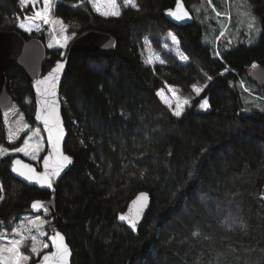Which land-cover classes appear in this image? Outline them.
<instances>
[{"label": "trees", "instance_id": "trees-1", "mask_svg": "<svg viewBox=\"0 0 264 264\" xmlns=\"http://www.w3.org/2000/svg\"><path fill=\"white\" fill-rule=\"evenodd\" d=\"M177 1L136 0L138 10L121 3L118 18L98 14L89 0H59L53 10L71 35L96 30L118 41L110 55L67 50L65 56V151L75 165L59 184L60 220L54 223L72 248V264H264V89L248 78L253 63L264 66V0H245L259 21L260 37L253 45L244 38L230 51L223 50L217 25L223 18L217 15L234 0H183L195 17L186 27L166 18ZM202 2L209 11L198 14ZM33 14L21 0H0V30L47 44L46 32L31 37L18 27ZM170 32L187 64L165 52ZM146 40L161 52L163 64L144 62ZM62 53L48 50L44 73ZM7 79L9 93L32 122L36 105L29 79L14 66ZM194 85L204 88L199 97ZM245 85L262 102L249 106ZM166 86L191 101L179 118L157 95ZM204 98L207 110L199 108ZM21 144L6 142L0 114V147ZM12 160L0 158V225L30 213L35 200L51 197L15 179ZM142 192L152 204L135 235L119 216Z\"/></svg>", "mask_w": 264, "mask_h": 264}, {"label": "water", "instance_id": "water-1", "mask_svg": "<svg viewBox=\"0 0 264 264\" xmlns=\"http://www.w3.org/2000/svg\"><path fill=\"white\" fill-rule=\"evenodd\" d=\"M170 10L177 12L180 15H183L185 12L189 14L188 18L177 21L174 17L168 14V10L166 12V18L173 25L178 27H186L195 23V17L193 13L187 7L183 0H178L176 6ZM117 47L118 41L110 34L102 33L96 30H90L75 38L68 49V55H110L116 51ZM48 50L49 49L47 48V44L39 38L35 37L26 39L19 31L0 30V114L2 116L5 140L8 144L23 143L24 140L31 134V132H33L36 127L42 130L47 143V152L41 160L40 166L38 167L36 164L27 161L23 157L17 156L12 160L11 174L15 179H17L24 185L39 189L40 191H46L51 194L50 199H39L34 201H40L44 203L49 209L47 213L33 210L32 207H30L31 213L42 215L47 219L60 220V217L57 213L59 184L75 165V158L67 154L65 151L66 142L68 139V131L65 126V120L63 116L62 100V85L67 72L69 58H61L47 73H44L43 70L47 61ZM60 63L64 64V68L58 74L55 84L51 85V75L55 73L56 66ZM11 66L19 68L29 79L35 97L36 105L35 115L32 122L27 118V115L22 106L14 100L13 96L8 91L7 70ZM248 78L256 86L264 89V66L259 64L258 62L253 63L248 74ZM42 81L46 82L42 83ZM53 88L56 93L55 96H52L51 94ZM53 100L56 101L55 117L59 120V127L63 131V138L60 143V152L63 155L70 156L72 158V163L64 169L60 177L54 178L56 181L53 185L54 191L49 190L46 187H42L35 182H29L12 171L14 167H18L21 170L25 171L26 175L31 174L29 169H25L23 167L25 164H27L31 165V169H33L35 173L43 174L46 171L43 168V160L48 156L52 157L49 161L50 167L56 166L57 159L47 139L49 134L47 131V127L43 123V117L47 115L49 106L51 105ZM38 115L41 116L40 120L36 119ZM53 134H55V131ZM17 159L21 161L20 165L15 164V161ZM141 201H143L147 205V207L142 213V217L137 225V230L131 229L127 221L119 220L121 225L126 226L127 229L135 235H138L150 212L152 202L149 194L147 192L140 193L130 203L127 210L121 214L129 217L134 216ZM48 232L51 248L49 251L44 253L35 264H47V262L43 260V256L56 251L50 240V237L55 235L56 233H60L61 235H63L64 243L67 245L70 253L68 257V264H72V248L69 245L66 236L59 230L57 224L53 223L52 225H50L48 228Z\"/></svg>", "mask_w": 264, "mask_h": 264}, {"label": "rangeland", "instance_id": "rangeland-1", "mask_svg": "<svg viewBox=\"0 0 264 264\" xmlns=\"http://www.w3.org/2000/svg\"><path fill=\"white\" fill-rule=\"evenodd\" d=\"M94 9L96 6H99L101 9V12L107 10V0H89ZM136 3V0H134ZM59 3V0H52L51 4V12H50V20L52 21V24H45L43 23L40 18L35 16V11L41 10L44 8L43 0H39V2L36 4L35 9L33 8L34 14L32 16H29L22 20L21 22H24L26 24H31L33 25V30L31 32L25 31L24 29H19L28 34L29 36L33 37L35 34H38L40 32H46L48 36V42H47V48L49 50H55V49H61L57 45V40H60L63 38L64 35H68L71 37L69 40L67 46L63 48V53L61 58H65L66 52L75 40L76 36H72L69 33L68 27L66 28V31L62 32L61 28L65 24L58 18L54 17L53 10ZM118 7L121 10V3L124 4L123 0H117ZM22 4V3H21ZM23 6H32L31 4H22ZM125 5V4H124ZM126 6V5H125ZM130 7V6H127ZM193 9V8H192ZM201 9L209 11V8L205 2H202V4H199V7L197 9L198 14L201 13ZM192 12V11H191ZM100 14L99 12H97ZM195 13V12H194ZM101 15V14H100ZM203 15V14H202ZM103 16V15H102ZM218 17L223 18L222 20H219L217 25L222 29L223 31V39H222V44H223V50L230 51L233 47H237L242 41H245L244 38L247 39V43L250 45H253L254 42L260 37L261 33V28L258 19L256 16H254V13L252 11V8L250 5L245 0H234L231 4V6L228 7L227 12H218ZM105 17V16H104ZM233 19L235 21L231 22ZM236 23L234 27H232V23ZM35 25L40 26V30L37 31L35 30ZM53 27L55 28V31H53ZM236 30H235V29ZM235 30V31H234ZM242 32V34H241ZM235 36V40L240 39L241 36V41L240 42H234L232 41L231 37ZM175 36V41L172 39V37ZM214 35L212 37L208 38L209 42L214 41ZM243 38V40H242ZM229 43H235V46H232ZM52 45V47H49V45ZM165 52L174 55L176 58H178L182 63L187 64L189 62V58L186 55V53L182 50L180 41L178 37L176 36L175 33L170 32L164 39L163 42ZM220 55V52H219ZM181 57H187V59H181ZM143 60L144 62L149 65V66H156L158 64H163V58L161 52L157 51L152 44L150 43L149 40H146V47L145 50L143 51ZM246 90L248 91L249 94H251L252 99H247V104L249 106H252V104H258L257 102L260 100L256 97L254 94V88L249 87L248 85L244 86ZM162 91L165 94V97L171 102L172 108L176 107L177 101H183V100H188L189 103L187 105H184V110L183 113L185 112L186 107L191 103V101L188 98L183 97L180 92L171 86H166L165 88L162 89ZM203 93V92H202ZM201 93V94H202ZM200 94V95H201ZM200 95L196 94V97H199ZM163 101V100H162ZM261 101V100H260ZM262 102V101H261ZM166 105V104H165ZM26 106L29 108L30 102H26ZM167 106V105H166ZM168 107V106H167ZM202 110V109H201ZM183 115V114H182ZM39 143L43 147V151L38 152L37 156L39 157L38 160H32L31 156H25L21 152H16L15 149H7L8 154L3 155L0 154V158H5V157H23L27 161H30L34 164H36L38 167L40 166L41 160L43 159L44 155L47 152V143L45 140V136L42 132V130L38 127H36L33 132L24 140V142L19 146V147H24L25 143ZM32 219H37L39 220H46L47 223L41 225L39 228H33L32 225L29 223L30 220ZM54 222V219H47L42 215H36L34 213H25L20 216V218L12 222L10 224H4L0 225V243L6 242L7 238H15V239H23L24 241V246L22 248V251L25 255H28L30 259L25 262V264H31V262L35 259H39L44 253L50 250L51 245L49 243V232L48 228L50 225H52ZM35 236L36 239L33 240L32 237ZM47 243L48 247L44 248L43 244ZM35 245L36 248L38 249V253H32L30 251V248ZM6 258H11V254L9 253H3L2 254Z\"/></svg>", "mask_w": 264, "mask_h": 264}, {"label": "snow or ice", "instance_id": "snow-or-ice-1", "mask_svg": "<svg viewBox=\"0 0 264 264\" xmlns=\"http://www.w3.org/2000/svg\"><path fill=\"white\" fill-rule=\"evenodd\" d=\"M39 2V0H21L22 4H31L32 7L35 9L36 4ZM124 4L126 6H130L132 8H136L138 10V6L134 2V0H123ZM44 8L41 10L35 11V16L40 18V20L45 24H52V21L50 20V12H51V4L52 0H43ZM107 10L101 12V9L99 6H96L95 10L99 12L101 15L105 17H120L122 15L121 10L118 7L117 0H107ZM170 16L174 17L177 21L183 20L185 18H188V13L185 12L183 15L178 14L177 12L169 10L168 13ZM18 27L21 29H24L25 31L31 32L33 30V25L26 24L24 22H20L18 24ZM67 26L64 25L61 28V31H66ZM35 30L39 31L40 26L35 25ZM53 31H55V28L53 27ZM72 36H75V33H72ZM71 37L68 35H64L62 39L57 40V45L59 48L63 49L67 46L69 40ZM172 39L175 41V36L172 37ZM49 47H52L50 44ZM181 59H187V57H181ZM64 68V64L60 63L56 66L55 73L51 75V85L55 84L56 78L58 74L61 72V70ZM46 81H42V83H45ZM194 91L197 95H200L204 88L193 86ZM52 96H55V90L53 88L52 90ZM157 95L163 100L164 104H166L169 108H172L171 102L165 97L164 92L161 90L157 93ZM189 103L188 100L177 101V105L175 108L172 109V114L179 118L183 114L184 105H187ZM55 105L56 101L53 100L51 105L49 106V110L47 112V115L43 117V123L47 127L48 131V141L51 145V148L54 151V154L57 159V164L55 167H50L49 161L52 158L51 156L46 157L43 160V168L46 170L43 174L35 173L33 169H31V165L25 164L23 167L25 169H29L31 174L25 173V171L21 170L18 167H14L12 169L13 172L17 173L20 177L24 178L25 180L29 182H35L42 187H46L49 190H53V185L56 182L54 178L60 177L61 173L64 171V169L72 163V158L70 156L63 155L60 152V143L63 138V131L59 127V120L55 117ZM210 107L208 99L204 98L201 103L199 104V108L202 110H207ZM37 120L41 119V116L36 117ZM55 131V134H53ZM43 147L39 143L31 144V143H25L24 147H18L15 149L16 152H21L25 156H31L32 160H38L39 157L37 156L38 152L43 151ZM0 154L7 155L8 152L6 149L0 147ZM16 165H20L21 161L17 159L15 161ZM33 210L47 213L48 207L40 202L36 201L32 203L31 205ZM147 207V205L141 201L139 204V207L137 208V211L134 216H119L120 221H127L128 225H130L131 229L137 230V225L142 217V213L144 209ZM29 223L32 225L33 228H39L41 225L46 224V220H37L32 219L29 221ZM198 235V233H196ZM33 240L36 239L35 236L32 237ZM50 240L52 242V245L55 247L56 251L52 252L48 255L43 256V260L47 262V264H68V257H69V249L67 245L64 243V237L60 233H56L55 235L50 237ZM24 246L23 239H15V238H7L6 242L0 243V264H25L26 261L30 259L28 255H25L22 251V248ZM44 248L48 247V244H43ZM30 251L32 253H38V249L35 245H33L30 248ZM3 253H9L11 254V258H6L2 254Z\"/></svg>", "mask_w": 264, "mask_h": 264}, {"label": "flooded vegetation", "instance_id": "flooded-vegetation-1", "mask_svg": "<svg viewBox=\"0 0 264 264\" xmlns=\"http://www.w3.org/2000/svg\"><path fill=\"white\" fill-rule=\"evenodd\" d=\"M54 222H55V219H54ZM54 222H53V223H54Z\"/></svg>", "mask_w": 264, "mask_h": 264}]
</instances>
